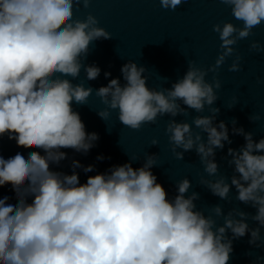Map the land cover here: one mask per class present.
<instances>
[{"label": "clouds", "instance_id": "clouds-1", "mask_svg": "<svg viewBox=\"0 0 264 264\" xmlns=\"http://www.w3.org/2000/svg\"><path fill=\"white\" fill-rule=\"evenodd\" d=\"M159 2L175 11L187 0ZM219 2L242 26L213 25L221 41L213 65L203 68L188 60L182 78L157 89L148 86L147 69L129 60L120 69L123 83L111 78L94 90L73 83L82 70L88 81L100 76L101 69L87 64V57L94 42L113 38L91 13L76 18L80 5L87 9L92 0H0V140L6 136L18 148L32 150L27 156L0 155V190L9 187L13 193L0 194V264H229L234 240L250 234L249 245L264 246V137L254 139L232 119V134L245 143L228 147L222 159L233 174L222 175L216 153L233 141L226 122H216L220 108L214 106L222 87L219 70L230 57L227 70H242L234 46L264 25V0ZM249 50L264 52V44L253 40ZM93 93L105 105L97 112L100 118L107 121L115 111L118 122L133 131L168 116L165 134L174 157L183 160L186 152L195 151L206 174L199 185L229 203L234 188L235 200L255 214L239 207L225 214L221 204L206 213L195 203L200 194H189L188 177L175 181L176 194L169 198L152 171L157 154L146 153L140 167L133 166L139 158L130 157L87 175L83 183L77 169L92 173L95 165L74 159L70 174L54 170L68 158L63 150L86 155L99 139L86 131L73 107L87 105ZM192 111L197 115L191 122L175 119ZM260 119L249 116L254 123ZM157 145L153 139L150 146ZM261 261L264 257L257 256L252 264Z\"/></svg>", "mask_w": 264, "mask_h": 264}, {"label": "water", "instance_id": "water-1", "mask_svg": "<svg viewBox=\"0 0 264 264\" xmlns=\"http://www.w3.org/2000/svg\"><path fill=\"white\" fill-rule=\"evenodd\" d=\"M89 13L97 17L99 26L104 27L113 36L109 40L94 42L87 57V64H95L101 69L100 76L96 80L88 81L82 70L80 77L73 81H81L94 90L106 86L111 78H120L123 83L120 69L129 60L147 69L145 75L148 77L149 87H170L173 82L183 77L187 71L188 60H194L197 66L203 68L215 63L221 41L218 34L212 30L214 24L232 22L238 27L242 26L232 16L230 7L219 0H187L175 11L163 9L159 0H92L87 9L80 5L75 16L84 19ZM253 31L254 36L241 40L234 46L242 57V70L235 73L227 70L234 57L228 58L219 70L222 87L218 90L220 98L214 105L220 108L216 122H226L233 143L225 144L224 150H217L216 161L220 165V173L228 177L233 174V169L228 166L226 159L222 158L226 156L228 147L238 149L245 143L242 136L232 134V119L237 121V127L254 133V139L264 137V52L249 50L253 40L264 44V25ZM105 72L111 73L107 79ZM213 75L210 72L206 79L211 81ZM233 103L236 105L229 109ZM73 107L79 112L86 131L97 133L99 139L86 155L70 149L63 150L67 152L68 158L62 161L58 168L53 166L54 170L70 174V165L74 159L85 166L95 165V171L92 173L85 174L81 169H77L83 183L86 182L87 175L105 172L113 165L128 162L130 157L139 158L133 166L140 167L144 163L146 153L157 154L158 165L153 167L152 171L158 182L168 191L169 198L176 194L175 181L188 177L192 182L189 194L191 191L200 194V199L195 203L206 213L210 212L213 205L221 204L225 214L233 207L255 214V209L235 200L234 188L230 193L229 203L199 185L200 177L206 174L195 151L186 152L183 160L174 157L165 134L168 116L159 118L156 124H147L141 130L133 131L118 122L115 111L107 121L100 118L97 112L103 110L105 105L95 93L89 97L87 105L74 104ZM255 114H259L261 119L254 123L249 120V116ZM195 115L197 113L192 111L187 116H177L175 119L178 122H191ZM153 139H157L159 145L150 146ZM30 151L32 150L18 148L15 141L8 140L6 136L0 140V155L4 158L14 156L17 152L27 156ZM99 155H103L105 159L97 160ZM0 194L13 196L9 187L0 190ZM11 202L15 203L14 198ZM217 223L222 224L223 219L218 218ZM248 223L251 227L257 226L251 220ZM261 236L264 237V228L261 229ZM249 239L250 234L233 241L234 251L229 264H252L257 256L264 257V246L255 248L249 245ZM260 264H264V261Z\"/></svg>", "mask_w": 264, "mask_h": 264}]
</instances>
